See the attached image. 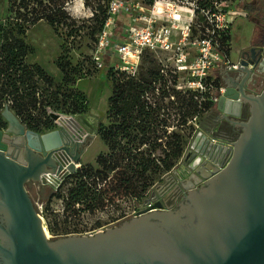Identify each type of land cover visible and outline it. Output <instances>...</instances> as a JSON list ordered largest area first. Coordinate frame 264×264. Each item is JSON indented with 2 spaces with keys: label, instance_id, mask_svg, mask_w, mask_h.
<instances>
[{
  "label": "water",
  "instance_id": "95a60500",
  "mask_svg": "<svg viewBox=\"0 0 264 264\" xmlns=\"http://www.w3.org/2000/svg\"><path fill=\"white\" fill-rule=\"evenodd\" d=\"M260 3L264 7V0ZM263 33L264 19L256 36ZM263 65V47L251 45L242 50L232 71L245 75L237 87L226 82L214 103L218 118L241 128L231 146L216 137L218 124L200 126L189 142L183 165L186 179L199 174L204 187L190 209L187 229L182 226V213L158 211L162 203L147 198L143 210L117 225L48 238L25 182L29 178L46 182L45 176L75 172L93 136L82 130L72 134L56 120L58 126L52 130L33 131L4 104L0 111L5 122L0 127V211L7 223V247L0 246V252L5 264H151V244L155 243L175 254V264H264V88L258 94L248 93L250 79ZM247 101L250 115L239 122ZM16 143L20 157L9 154ZM201 166L206 173L201 174Z\"/></svg>",
  "mask_w": 264,
  "mask_h": 264
},
{
  "label": "rangeland",
  "instance_id": "374dc122",
  "mask_svg": "<svg viewBox=\"0 0 264 264\" xmlns=\"http://www.w3.org/2000/svg\"><path fill=\"white\" fill-rule=\"evenodd\" d=\"M38 1L41 2L42 7L47 9V13H49V9L57 8V5L63 2L62 6L70 18L56 21L54 23V28L49 25L47 20H40L34 25H29L28 29L22 36L15 33L13 34V32H7V37H5V35L0 36V48L6 41H11V39L13 40L21 37L24 42L33 49L25 56L24 60L26 63L38 64L45 71H60L56 64L58 57L63 54V63L68 62L70 63V67L75 68V70L67 71L69 77L75 80L73 84L61 82L63 77L62 73L59 79L50 75L54 82L60 87H46L47 84L42 82L38 91L39 93H44V95L46 94V96H48L50 92L57 93L55 95H57L59 108L55 110L54 107L50 109L49 107L46 108V111L53 120L55 127L58 126L55 124L56 120L57 123L64 124L67 128L73 130L74 132L81 130V132H84V129H82L79 124H74L70 121V119H72L71 116L76 115V113H73V111L75 112L76 110H78L80 112L79 114H81L87 121L89 120V123L91 122L90 124L94 130L90 134L93 137L78 160L77 169L81 168L83 165H92L95 169H98L96 159L99 155L108 154L109 152L108 146L99 136L98 128L99 125H111L113 120V117L108 113L109 97L112 93V80L111 77L107 76V66H109L108 63L111 61L118 62V60L113 57L105 58L104 66L99 70L104 73V77L100 78L96 75L99 71L95 69L92 61V55L96 36L100 30L101 23L104 22L103 18H107V4L109 0ZM135 1H140L143 5H148L146 4L147 0ZM190 1L196 2L203 7L209 0ZM223 1L226 2L228 9L237 10V6L235 4L236 1ZM16 6V3L11 5L9 0H0V19L2 20L5 28L9 26V22L17 20L15 19L14 12ZM236 18L237 19L231 26L230 32V39L232 36V59L236 57V53L239 52L243 45H248L249 43L247 21L240 15H237ZM71 20L75 21L74 26ZM196 20L201 21L204 20V18L197 19L196 16ZM128 21V14L117 15V36H120L122 25H125ZM194 25L192 27V33L197 35L198 31ZM241 51L242 49L240 52ZM153 54L158 60L159 64L157 63L156 65L159 67V71L162 68L170 70L174 67L172 60L168 59L169 54ZM153 58L150 53L145 54L138 64L136 75L132 78H139L138 75L142 74V71H146V66ZM141 65L142 67H140ZM161 73L165 75L167 87H173L171 75L176 74L172 71H161ZM186 80V73H179L176 78V84L174 85L175 89L178 91V96L176 97L175 95H171L169 97H164L162 99V103L166 105L164 117L167 118L170 123L178 124L183 121L187 122V125L179 127L178 130H175L187 136L190 132V127H193L196 131L200 128L201 123L206 122L205 124H207V116L214 110V104L208 110L205 108L200 109L201 106L198 104L194 114L188 113L189 111L187 107L182 104V97H187V93H184L186 88H176V85H182ZM156 87H159L158 84H156ZM154 94L157 96L158 92H154ZM146 95H148L150 101L153 100L151 93L148 92ZM53 116H55L54 119L52 118ZM195 131L193 132V135ZM137 135V133H132L131 136ZM150 135L151 134H148L149 137ZM192 136L188 139V143L184 148L183 155L178 164L159 181L155 182L152 187L150 186L149 189L141 196L115 195V192L110 190L116 183L115 175L119 170V167L108 173L106 180L102 181L97 179V190H99V193L102 194L101 197L105 206L103 208L95 209L94 211L85 209V202H76L75 199L71 198L75 194V191L69 194V191L75 187V179L70 177L72 173L63 172L60 174V178L58 180L55 179V182H45V195L42 196V199L35 196L34 200L35 209L42 218L46 233L50 236H55L71 233L84 234L87 232H95L104 227L115 224L117 220L122 218L125 219L132 216L135 212L142 210L144 208V200L151 198V192L155 191L158 187L164 184L165 177L167 175H172L173 171L178 169L179 166L184 165L186 158L185 155L189 150V142L191 141ZM90 198H92L91 192L87 195L86 203L89 202ZM152 200L153 199H151V201Z\"/></svg>",
  "mask_w": 264,
  "mask_h": 264
},
{
  "label": "trees",
  "instance_id": "16d2710c",
  "mask_svg": "<svg viewBox=\"0 0 264 264\" xmlns=\"http://www.w3.org/2000/svg\"><path fill=\"white\" fill-rule=\"evenodd\" d=\"M9 1L11 5L15 3L17 5L14 10L17 20L9 22V26L5 28L0 19V36L7 37V32L22 36L29 25H34L43 19L54 28L56 21L70 18L62 6L63 2L57 5V8L49 9L47 13V9L42 7L38 0ZM210 1L212 0L204 4V7H207ZM233 1H236L237 8L248 15H254L258 11L255 2ZM150 3L151 0L146 1V4ZM71 22L74 26L75 21L71 20ZM198 24L201 25V21ZM220 49L226 56L229 54L230 30L220 37ZM32 50L21 37L2 44L0 48V110L3 109L4 104H7L27 128L37 132L49 131L55 126L46 108L54 107V110L59 108L57 95H55L57 93L50 92L46 96L44 93H39L38 89L42 82L47 84L46 87L59 88L60 86L40 65L25 62V56ZM147 53L154 58L146 66V71H142L137 79H133L134 76H128L124 71H117L107 66V76L112 80L108 113L113 120L109 126L99 125L98 133L108 146L109 152L99 155L96 159L98 169L92 165H83L70 175L75 179V187L69 191V194L75 191L71 198L76 202H85V209L89 211L105 206L102 194L97 190V179L106 180L108 173L119 167L115 175L116 183L110 190L114 191L115 195L141 196L178 164L188 139L195 131L193 127H190L187 136L181 134L175 130L184 127L187 122L172 124L164 117L166 105L162 103V99L171 95L178 96L174 86L177 76L171 75L173 87H167L165 75L159 71L156 65L158 60L153 52L146 50L141 58ZM63 58V54L60 55L56 64L63 75L61 82L73 84L75 80L69 77L67 71L75 70V68L70 67L68 62L63 63ZM156 84L159 87H156ZM214 84L216 88L220 87L217 79H214ZM148 92L153 98L151 101L146 95ZM154 92H158V95L155 96ZM184 93H187V97H182V104L187 107L188 113L194 114L198 104L201 106L200 109L206 110L213 106L208 93L198 95L190 90H185ZM73 113L80 112L76 110ZM3 125L5 126V122L0 116V127H4ZM132 133L138 135L131 136ZM148 134H151L150 137ZM89 192L92 198L86 203ZM35 195L38 196L37 191Z\"/></svg>",
  "mask_w": 264,
  "mask_h": 264
},
{
  "label": "built area",
  "instance_id": "2783aa9c",
  "mask_svg": "<svg viewBox=\"0 0 264 264\" xmlns=\"http://www.w3.org/2000/svg\"><path fill=\"white\" fill-rule=\"evenodd\" d=\"M209 3L207 7H201L190 0H151L148 5L135 0H109L107 18L94 44L92 61L95 69L99 71L105 58L113 57L118 62L111 61L109 66L132 77L137 73L144 51L169 54L168 59L174 67L160 71L187 75L184 84L176 85V88H186L198 95L208 93L209 99L216 103L224 88H216L209 73L221 62L227 68L236 67V64H230L219 42L230 30L232 20L241 14L229 10L225 1ZM119 14H128L129 21L117 36L116 17ZM196 16L197 19L204 18L201 25ZM193 25L197 35L192 33ZM227 144L231 146L230 141ZM48 178L58 180L60 176H45L46 182H50Z\"/></svg>",
  "mask_w": 264,
  "mask_h": 264
},
{
  "label": "flooded vegetation",
  "instance_id": "af4514ba",
  "mask_svg": "<svg viewBox=\"0 0 264 264\" xmlns=\"http://www.w3.org/2000/svg\"><path fill=\"white\" fill-rule=\"evenodd\" d=\"M259 2H262V0H259ZM263 19H264V14L260 18L259 24L263 22ZM251 45L264 48V33L256 36L253 39V42L251 43ZM249 87H250V92L248 93L252 95L258 94L262 91V89L264 88V65L260 67V73L257 76H253L250 79ZM244 108H245L244 115L238 120L239 122H244L249 117L251 103L247 101L245 103ZM218 125L220 126L219 133L231 136L233 140L237 138V136L240 133L241 128L238 125L230 124L224 120L219 121ZM199 171L201 172V174L206 173V170L204 169L203 166L199 167ZM176 172H177L176 175L175 174L170 175V177L164 181V184L158 187L154 191V195L150 194V197L151 199H153L152 202L160 201L162 203V208L158 209V211H173V212L182 213L183 217L185 218V223L182 224V226L184 229H187L191 223L190 222V217H191L190 209L196 206L194 200L196 201L198 199L197 196L200 194L202 188L204 187L203 185L204 181H203V178L199 174L198 175L196 174L194 178L190 177L187 180L186 179L187 175L184 170V166L177 169ZM41 175L42 173L40 174V176ZM44 183L45 182L39 179L37 180V179H32V178H29L25 182V187L33 201L34 207H35L34 197L36 196L39 199H42V196L45 195L46 187L44 186ZM35 191H37L38 196L35 195ZM191 192H195V194L190 196L189 194H191ZM137 212H135L133 215H135ZM122 220L124 219L122 218L120 220H117L115 224H112L109 226L117 225ZM6 224H7L6 218L4 217V214L0 211V246H2L3 248L7 247V245L4 242V237H5L4 231L7 228ZM104 228H107V227H104ZM162 230L167 232L166 228H163ZM71 234H80V233H71ZM46 235L48 238H57V237H61V236L69 235V234L50 236L48 233H46ZM151 247L153 248L151 249V264H175L173 262V258L175 257V254L172 253L170 250H168V247L166 245L155 243V244H151ZM0 264H5L2 258L1 252H0Z\"/></svg>",
  "mask_w": 264,
  "mask_h": 264
},
{
  "label": "crops",
  "instance_id": "0c3cea01",
  "mask_svg": "<svg viewBox=\"0 0 264 264\" xmlns=\"http://www.w3.org/2000/svg\"><path fill=\"white\" fill-rule=\"evenodd\" d=\"M246 1L255 2L257 5H260V9L255 15H248L242 9L236 8L237 9L236 11H238L241 14L240 16L242 18H244L248 23L247 24V32L249 35L248 36L249 43H248V45H246V44L243 45L241 48L242 50L249 47L251 45V43L253 42V39L256 37V34H257V27L260 23L259 20L264 14V7L259 2V0H246ZM229 10H231V9L229 8ZM232 10H235V9H232ZM236 19L237 18H234L231 22L230 32H231V26L235 22ZM230 35H231V33H230ZM231 42H232V36L230 39V51H229V54L227 55V58L230 61V64H236L238 62V59H239V57H237V56L240 55L241 49L238 52L239 55H238V53H236V55H235L237 58L235 57L234 59H232V57H231ZM232 69H234V68H227L221 62V63H218L213 69L210 70L209 76L212 79H217V81L221 87H223L226 82H229L232 86L237 87L239 85L240 81L242 80L243 76L245 75V73H242L239 71L234 72V71H232ZM46 72H48L49 75L54 76L57 79H59L61 77L60 71H46ZM96 75H98V77H100V78L104 77V73L102 71L101 72L99 71ZM254 76H257L256 73L254 74ZM243 84H244V82H243ZM243 84H242V86H243ZM219 116H220V113L214 108V110L211 111L209 113V115L207 116V124H205L206 122L201 123L200 126H202L203 128H209V127L215 125L217 127L218 122L221 121V118H218ZM84 129H86V128H84ZM216 137L221 139V140H224V141H230L231 142L233 140V138L231 136H228L226 134H222L219 132L216 134ZM180 167H183V165L179 166V168Z\"/></svg>",
  "mask_w": 264,
  "mask_h": 264
},
{
  "label": "bare ground",
  "instance_id": "6f19581e",
  "mask_svg": "<svg viewBox=\"0 0 264 264\" xmlns=\"http://www.w3.org/2000/svg\"><path fill=\"white\" fill-rule=\"evenodd\" d=\"M74 116H76V118H74ZM73 116V118L72 119H70V121L71 122H73L74 124H78L77 122H81L82 124L81 125H83V127L84 128H86V129H84V132H86V133H91V132H93V130H94V128L92 127V125L81 115V114H76V115H74ZM62 125H64V124H62ZM65 126V125H64ZM65 127H67V126H65ZM69 129V128H68ZM70 130V132L72 133V134H75L76 132H74L73 130H71V129H69ZM18 143H16V144H13L11 147H10V149H9V154H11L12 156H14V157H19L20 156V147H19V144L17 145ZM49 179V178H48ZM49 181L50 182H52V181H56L55 179H49ZM53 182V183H54Z\"/></svg>",
  "mask_w": 264,
  "mask_h": 264
}]
</instances>
